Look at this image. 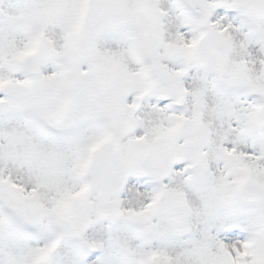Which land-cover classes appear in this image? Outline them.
I'll return each instance as SVG.
<instances>
[{
    "label": "snow or ice",
    "instance_id": "1",
    "mask_svg": "<svg viewBox=\"0 0 264 264\" xmlns=\"http://www.w3.org/2000/svg\"><path fill=\"white\" fill-rule=\"evenodd\" d=\"M0 264H264V0H0Z\"/></svg>",
    "mask_w": 264,
    "mask_h": 264
}]
</instances>
